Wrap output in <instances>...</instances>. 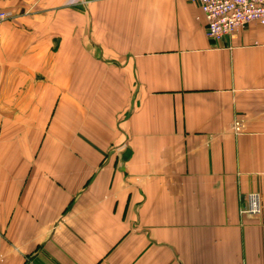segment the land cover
Wrapping results in <instances>:
<instances>
[{
  "label": "crops",
  "instance_id": "1",
  "mask_svg": "<svg viewBox=\"0 0 264 264\" xmlns=\"http://www.w3.org/2000/svg\"><path fill=\"white\" fill-rule=\"evenodd\" d=\"M0 10V264H264V25L213 41L190 0ZM91 106L115 108L116 149L88 169L66 143ZM42 135L58 165L33 160Z\"/></svg>",
  "mask_w": 264,
  "mask_h": 264
},
{
  "label": "rangeland",
  "instance_id": "2",
  "mask_svg": "<svg viewBox=\"0 0 264 264\" xmlns=\"http://www.w3.org/2000/svg\"><path fill=\"white\" fill-rule=\"evenodd\" d=\"M9 12H11V11H9ZM12 18H10V19H12ZM4 22L5 21H3L2 24ZM2 24H1V26H2ZM61 97H62V94H58L57 99H56L57 104H58V101H60L59 98H61ZM96 101H97V99L94 98L91 101L88 100V103H92V105H93L94 103H96ZM107 102L108 103L105 104L106 107H108L110 105L111 106L117 105V104H115V101H113L111 97H109ZM100 103H101V101L99 100V104ZM55 108H56V104H55ZM105 109H107L110 112L111 116H109L107 118H102L100 115L101 112H99V109L94 108L93 106H91L87 110V118H88V123H89V125H88L89 133L87 134V136L82 135V136L75 137L74 135H80V133H82L84 131V129L82 126H80V123H78L77 121L71 120L73 129L75 130V134L72 135L71 138L69 136L67 137L71 141H70V145L66 143V148H71L72 155H73L71 160H72L73 166L82 165V167H84V168H86L88 166V169H90L92 167L96 168L100 162H101L100 164H102V162H104L102 159H100V157L96 153H99V151H102V150H105V151L107 150L108 153L106 155H109L110 152H112L116 149L113 145L107 144V142L100 141V138H101L100 132L102 130L103 122H104V129H103L104 136H109L112 132H114V128H112L110 121L114 120V118L116 117V116L114 117L115 108L114 109L113 108L112 109L105 108ZM53 110L55 112V109H53V108L50 111H48V115H47V118H46V121L44 124V128H46V130H47V124L50 120V117H51V119L53 118L51 116ZM107 110H104L105 114L108 113ZM57 111H58V113H60V115L62 117H67L61 111H59V110H57ZM78 116H80V115H78ZM78 116L75 117L73 115V119L74 118L78 119ZM115 121H116V118H115ZM236 121H237V119H235L233 121V124ZM48 137L49 136H46V138H45L44 135H42L40 141L37 143H34V150H35L36 154L38 153V155H37V158L35 159V157H34L33 160L35 162H39L40 166H47L48 163H50L52 165L53 164L58 165L60 160L63 161V158H53L47 154L54 149L56 151L64 149L65 143L61 140H60V142H58V141L53 140V139L48 138ZM29 145H30V143H29ZM9 148H10V146H9ZM28 151L30 152L29 149H28ZM44 154H46V155H44ZM40 155H44V156L40 157ZM76 176H79V175H76Z\"/></svg>",
  "mask_w": 264,
  "mask_h": 264
},
{
  "label": "built area",
  "instance_id": "3",
  "mask_svg": "<svg viewBox=\"0 0 264 264\" xmlns=\"http://www.w3.org/2000/svg\"><path fill=\"white\" fill-rule=\"evenodd\" d=\"M196 2L206 21V36L211 40L228 39L244 25L256 22L264 25V0H190ZM8 10H0L1 24L12 18ZM1 37V32H0ZM239 121L233 124V130L240 132ZM246 205L241 213L250 215L258 214L261 210L260 197L258 193H248L245 197Z\"/></svg>",
  "mask_w": 264,
  "mask_h": 264
}]
</instances>
